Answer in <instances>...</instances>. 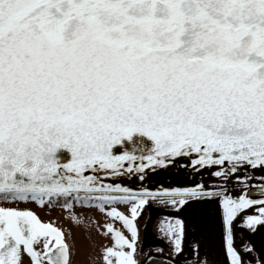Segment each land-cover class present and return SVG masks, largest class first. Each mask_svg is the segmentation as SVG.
Returning a JSON list of instances; mask_svg holds the SVG:
<instances>
[{
  "label": "snow or ice",
  "instance_id": "obj_1",
  "mask_svg": "<svg viewBox=\"0 0 264 264\" xmlns=\"http://www.w3.org/2000/svg\"><path fill=\"white\" fill-rule=\"evenodd\" d=\"M134 134L151 146L124 147ZM170 166L215 180L142 186ZM132 178L141 186L122 182ZM252 187L264 193V0H0V264H71L60 229L3 206L21 201L98 210L113 241L103 264H177L179 215L158 224L177 259H138L139 220L157 199L177 212L217 204L225 264H245L236 228L264 227Z\"/></svg>",
  "mask_w": 264,
  "mask_h": 264
},
{
  "label": "flooded vegetation",
  "instance_id": "obj_2",
  "mask_svg": "<svg viewBox=\"0 0 264 264\" xmlns=\"http://www.w3.org/2000/svg\"><path fill=\"white\" fill-rule=\"evenodd\" d=\"M213 206L210 203H196L191 208L177 212L169 205L163 206L161 209H153L150 205H146L143 213L148 210L151 215L146 221L147 227L143 225L141 229L138 225V250H142L138 259L143 261L145 259L144 253L149 251L156 257L167 255L169 260L177 259L171 252V245L161 238V234L158 232V224L165 216L179 215L187 221L188 229L184 240V252L178 258L177 264H187L190 260L196 259L205 262V264H225L224 256L220 251L219 235L212 227L218 213V209ZM247 211L252 213L253 210ZM158 216L161 218L156 219ZM235 231V246L245 257V264H248L249 261L255 264L258 258L264 260V227H259L255 232L241 227H237ZM197 242H201L200 247L195 255L190 256L191 248ZM249 243L253 245L254 250L251 253H246L241 245ZM157 246L163 247L165 253L156 252ZM100 261L103 264L102 257Z\"/></svg>",
  "mask_w": 264,
  "mask_h": 264
},
{
  "label": "rangeland",
  "instance_id": "obj_3",
  "mask_svg": "<svg viewBox=\"0 0 264 264\" xmlns=\"http://www.w3.org/2000/svg\"><path fill=\"white\" fill-rule=\"evenodd\" d=\"M148 205L153 209H161L163 206H167L166 203H161L159 199L150 200ZM3 206L29 209L37 215L41 222L52 223L60 229L70 247L71 264H102L100 259L103 248L113 244L110 235H106L104 232L105 216L94 208L74 205L72 209H65L62 204L54 206L46 204L37 207L32 201L7 203ZM118 207L124 210V206ZM73 215L77 216L76 221H73ZM150 215V212L145 210L139 220L141 229L143 225H146ZM160 218L158 216L156 219ZM115 227L126 233V230L119 223H116ZM22 261L23 264H28L24 254Z\"/></svg>",
  "mask_w": 264,
  "mask_h": 264
},
{
  "label": "water",
  "instance_id": "obj_4",
  "mask_svg": "<svg viewBox=\"0 0 264 264\" xmlns=\"http://www.w3.org/2000/svg\"><path fill=\"white\" fill-rule=\"evenodd\" d=\"M140 142H142L143 145L149 147L151 146L152 143L147 137H144L141 134H134L131 142L124 140L123 144L124 147H131V145L138 144ZM115 150L119 151L120 148L117 147V149ZM60 151L63 152L65 155H68L67 150H60ZM170 169L171 170L169 172L161 171L159 175L150 172L148 178L146 179L145 182H143L142 186L148 188L149 190H156L158 188H163V187H191L193 186L194 183L201 182V179H203L205 183L211 185L212 181L215 180V178H210L207 175V173H205L204 176L201 177L199 174H195V173L188 174V172L186 171H178L174 166H170ZM260 175L261 174L259 172L256 173L257 177H259ZM117 182H121V181H117ZM122 182L134 188H138L141 186V182L136 178L124 179ZM252 183L253 184L260 183L259 178L253 180ZM251 189H258V188L253 187ZM213 207L218 209L217 204H214Z\"/></svg>",
  "mask_w": 264,
  "mask_h": 264
},
{
  "label": "bare ground",
  "instance_id": "obj_5",
  "mask_svg": "<svg viewBox=\"0 0 264 264\" xmlns=\"http://www.w3.org/2000/svg\"><path fill=\"white\" fill-rule=\"evenodd\" d=\"M248 195L251 197H257V196H264V193H262L259 189H251L248 192Z\"/></svg>",
  "mask_w": 264,
  "mask_h": 264
}]
</instances>
